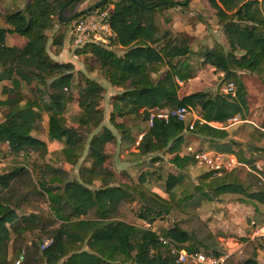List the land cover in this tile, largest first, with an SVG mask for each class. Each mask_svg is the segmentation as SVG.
I'll list each match as a JSON object with an SVG mask.
<instances>
[{"label": "trees", "instance_id": "trees-1", "mask_svg": "<svg viewBox=\"0 0 264 264\" xmlns=\"http://www.w3.org/2000/svg\"><path fill=\"white\" fill-rule=\"evenodd\" d=\"M11 1H24V8L0 12V83L9 85L0 88V110L4 112L0 143L6 145L13 165L0 173V264H176L158 235L188 252L226 256L223 264H263L259 257L264 255V248L250 239L251 226L249 237L235 240L238 248L227 255L224 244L198 216L177 209L170 200L144 187L147 177H152L153 186L169 196L182 184L185 169L193 164L189 155H180L188 133L202 140L224 141L239 163L221 177H212L211 172L199 176L200 183L192 187L194 193L218 202L236 196L244 204H264L263 126L254 128L246 145H240L232 141L233 126L218 129L209 125L226 123L234 117L244 120L248 99L239 76L247 73L264 78V14L258 1L207 0L227 48L195 52L192 37L169 30L172 16L166 12L182 3L98 0L86 11L113 5L108 17L114 34L111 44L123 51L120 54L94 44L74 48L73 54L81 58L85 73L76 71L71 63L51 60L46 35L56 23H71L84 16V11H73L85 0ZM9 37L17 41L8 44ZM51 43L59 51L63 37L53 36ZM192 56L222 73L225 83L233 82L236 96L195 92L179 97L175 78L191 79ZM163 68L162 75L156 76ZM95 71L120 90L112 97L109 115V123L119 133V154L134 151L142 158L150 157L152 165L158 164L152 173H141L136 182L113 168L117 144L113 132L103 128L93 134L103 121L105 93L89 77ZM70 100L77 105L73 127L67 126L65 118ZM179 107H189L197 117L191 130L175 119L168 123L155 119L152 127L148 126L150 109ZM44 116L48 142L32 136ZM143 124L146 131L133 134ZM142 133V140L135 146ZM49 142L64 143L65 159L70 165L85 152L88 165L79 166L77 179L70 178L66 170L45 165L39 180L34 181L24 164L26 150L38 151L42 160ZM165 164L176 172L168 171ZM241 167L248 170L244 179L237 174ZM191 196L186 195L184 200ZM125 200L138 201V220L149 225L169 220L170 227H160L157 232L139 230L115 219ZM42 204H47L53 216L51 222L37 219L35 213L40 212ZM137 234L139 239L134 243ZM45 240L52 242L42 250Z\"/></svg>", "mask_w": 264, "mask_h": 264}, {"label": "rangeland", "instance_id": "rangeland-1", "mask_svg": "<svg viewBox=\"0 0 264 264\" xmlns=\"http://www.w3.org/2000/svg\"><path fill=\"white\" fill-rule=\"evenodd\" d=\"M98 0H85L81 5L77 6V9L84 10L89 9L93 4H95ZM112 1V0H111ZM116 1V0H114ZM113 2V1H112ZM17 3H22L24 7V1H18ZM10 5L8 4V7ZM11 11H17L18 9L10 8ZM70 13H66L65 16H69ZM58 24V23H56ZM60 24V23H59ZM70 27V23H67V27ZM65 28V26L63 27ZM60 30V29H59ZM59 30L55 31L52 35H50L47 44L48 52H52L51 43L53 40V36L59 35ZM50 31V30H49ZM52 33V32H50ZM194 42V41H193ZM197 43V42H196ZM195 45L192 44L191 48L195 52H199L205 49L203 44ZM222 47V46H221ZM226 44L224 45V48ZM73 50L66 52L65 57H63V62L73 61L77 67H82L83 63L81 58L73 57ZM118 53V49L116 50ZM77 59V60H75ZM189 70L191 72V79L183 83L182 86H179L178 95L179 97L186 96L191 93L195 92H205L212 96L221 95L225 97V95L221 92V87L224 85L225 81L223 78L222 73L215 71L210 66H205L202 62L197 59L196 56H192L189 60ZM165 71L163 68L160 72L156 74V76L162 75ZM99 72V71H98ZM99 75L100 72H99ZM153 75V77H156ZM240 81L243 83L247 99H248V112L244 118L241 120L237 118V122L229 123L228 121L224 123L226 128L233 126L231 128L232 132V141L240 144L246 145L247 139L252 134L254 128L262 127L264 128V78L263 80L258 78L256 75H251L247 73H242L239 76ZM104 98L102 102L103 112V121L100 127L94 131L93 134H99L103 128L110 127L111 131L115 133V136L119 137V133L113 128V126L109 123V115L110 109L108 107V102L112 101V97L108 96L106 90L104 89ZM120 93V91L118 92ZM77 113V105L74 100H70L68 102L66 111H65V118L67 120V126L73 127L75 123L73 122V118ZM3 109L0 110V121L3 119ZM194 115V114H193ZM196 117V116H195ZM197 118V117H196ZM193 120L192 115L190 114L187 117L186 123L189 124ZM42 120L36 125L35 131L32 132V136L43 139L44 130L42 129ZM146 125H141L138 129L133 131L140 132L146 131ZM82 133V132H81ZM80 136V135H78ZM90 137V136H89ZM50 144V143H49ZM65 145L62 143L61 146L54 145V147L48 148V151L43 155L42 160L40 159L39 153L36 150H26V161L25 165L30 170L34 181L39 180L40 170L45 165H49L55 168L63 169L69 172L70 178L77 179L78 177V168L82 165H88L84 161L85 152H83L82 158H80L76 164L70 165L66 162V154L64 155V147ZM136 155L135 153H129L130 155ZM147 164V162H146ZM144 165V164H143ZM13 166L9 160L6 145L0 143V173L7 171ZM150 168V167H148ZM165 168L168 171L176 172L174 168L169 167L165 164ZM153 170H145L144 168L140 169V171L136 174L133 178L134 182L137 181L138 176L143 173H152ZM238 171V176L240 179H244L248 170L244 167H241ZM125 172V171H122ZM126 173V172H125ZM184 180L181 185L176 187L172 193L168 196L161 191L159 195L164 197L167 200H170L171 204H173L177 209L182 210L184 212L196 215L200 218L201 214L205 217L201 219L208 228L215 234V237L218 238L219 236L222 239L219 240L220 243L222 242L224 246L230 250L233 246L231 243H236V241H240L241 238L247 239L250 235V224L251 222H256L258 225L264 224V204H245L240 202V199L236 196H226L225 199L221 201H215L213 199H205L202 196L198 195L197 193L193 192L192 187L200 182H198L199 176L206 173V169L200 168L195 166L194 164L190 165L185 169L184 172ZM149 177L147 182L144 184L146 189L148 188H155L153 186V179ZM186 195H192L188 200H184ZM139 203L138 201L131 202L129 200H125L119 207L117 215L114 216L117 220L125 221L129 224L135 225L139 230H146L142 223L137 219L136 214L139 210ZM40 212L35 213L38 220L41 223H48L47 221L51 222L53 216L50 214L47 204H42L40 206ZM27 214H31L30 211L26 210ZM55 226L59 225V222H55ZM143 227V228H141ZM160 227H170L169 220L165 221L164 223L156 221L152 228L157 232L158 228ZM28 236V234H26ZM139 239V235H134L133 242H137ZM253 242L260 245L264 248V242L259 239H253ZM238 246L234 249L230 250V252H234ZM11 249V245L9 244V250ZM10 252V251H9ZM11 253V252H10ZM10 255V254H9ZM261 262L263 261L264 264V257H261Z\"/></svg>", "mask_w": 264, "mask_h": 264}, {"label": "crops", "instance_id": "crops-1", "mask_svg": "<svg viewBox=\"0 0 264 264\" xmlns=\"http://www.w3.org/2000/svg\"><path fill=\"white\" fill-rule=\"evenodd\" d=\"M112 1L115 2L114 0H112ZM173 1L182 3V5L177 7V8L170 9L166 12L172 16V25L170 26V29H169L172 33H174V34H181V33L187 34L194 39L193 43L195 45H197V44H199V42H201L200 44H203L205 46V49H209V50L216 49L219 46H222L224 48L225 44H226V47L224 49L227 48V42H226L225 38L223 37L221 28L219 27L217 20H216V17H215V11L210 7L207 0H173ZM257 1H258L259 7H260L262 13L264 14V0H257ZM8 4L10 5V8H14V9H18V10H22L24 8L22 3H17V2L13 3L11 0H2L0 2V12L4 9H8V8H6V7H8ZM112 6L113 5H111L110 8H112ZM80 11L85 12L86 9L80 10V9H77V7H76L73 12L77 13ZM67 23H69V22L67 21L63 24H61V23L55 24V26L50 31L46 32V35L49 38L50 35H52L55 31H58L60 29L59 35H61L63 37V45L59 51H56V48L52 45L51 42L50 43H51L52 52H48V48H47V52L49 54L50 59L53 61H56V62H63L62 60H63V57H65L66 52L71 50V47L69 45V34H70L69 29H70V27H69V25L67 27ZM0 26H1V24H0ZM64 26H65V28H63ZM50 32H52V33H50ZM16 41L17 40L10 38V37L7 40L8 44H12ZM48 41H50V39ZM19 42L23 43V40H19ZM73 57L75 58L74 54H73ZM75 60H77V59H75ZM63 63H71L74 66V69L76 71H81V72L85 73L84 66L77 67L73 61L63 62ZM100 74L101 75H99L98 71H95L89 77L96 80L103 87V89L106 90V93L108 96L113 97L120 90L111 87L110 84L104 79L101 72H100ZM187 81H189V80H187ZM184 82H186V81H182V85ZM1 86H8L9 87V85H7L6 82L0 83V88H1ZM108 107H109L110 112H111V101H110V103L108 102ZM191 115L193 118V120L191 122H193L196 119V117L193 114H191ZM46 122H47V117L44 116L43 122H42V129L44 130L43 131L44 132L43 139H45V140H43V141L48 142V138H47V134H46ZM216 124H218V123L215 122V125ZM105 127L110 129V127H107V126H105ZM113 134L115 135L114 132H113ZM116 139H117V144H116V148H115L116 154H115V157L113 158V168L115 169V171L117 173L121 172V171H125L131 178H134L136 176V174L140 171V169L144 168L145 170H147V169L148 170H150V169L155 170V168L158 166V164H153V165L151 164L150 157L142 158V157L138 156L137 154L136 155L133 154V155L129 156V153L119 154V143H120L119 139L120 138L117 136ZM184 139H185V141H184L183 147L181 148V151H180L181 156L187 155L186 147H190L193 150L208 148L210 150H213L215 152H220V153H227V152H230L232 150V148L230 146H228L224 141H222V142H211V141L196 138V137H194L188 133L184 136ZM49 143H50L49 146L51 148L54 147V145L56 146V145L60 144V146H61V144H62V142H49ZM131 153H134V151H132ZM146 162H147V164H146ZM67 164H69V163H67ZM148 167H150V168H148ZM148 178H149V176L147 177V179ZM210 179H212V178H210ZM148 190L153 192V193L159 194V192L157 191L156 188H148ZM204 217L205 216L203 214H201L200 218L204 219ZM139 221L144 226V222L141 220H139ZM141 228H143V227H141ZM250 232H251V230H250ZM219 240L222 241L220 236H219ZM231 244L235 247L238 246L237 242L231 243ZM235 247H231V248L234 249ZM232 249H230V250H232ZM260 254H262V253H260ZM263 256L260 255V257H259L260 261L262 259L261 257H263ZM262 263H263V261H262Z\"/></svg>", "mask_w": 264, "mask_h": 264}, {"label": "built area", "instance_id": "built-area-1", "mask_svg": "<svg viewBox=\"0 0 264 264\" xmlns=\"http://www.w3.org/2000/svg\"><path fill=\"white\" fill-rule=\"evenodd\" d=\"M111 8L107 9H95L91 12L86 11L84 16L77 17L70 23V34H69V45L71 48H80L87 44H94L118 53H122L123 49L111 44L114 39V34L109 24V12ZM175 82L181 86L182 81L175 78ZM221 92L225 97L234 98L236 96V86L233 82L224 83L221 87ZM192 114L189 107H179L175 109L166 108H152L149 110L148 126L152 127L153 121L159 119L168 123L171 119H175L178 122L186 124L187 129L191 130L192 125L195 120L186 123L187 117ZM229 123L237 122V118H231L227 120ZM201 124H206V122L201 121ZM210 126L223 129L226 128L224 123L215 122L209 123ZM143 133L138 135L136 138L135 146H137L142 140ZM187 155H189L193 164L197 167L206 169V172H211L212 177H221L226 173L231 172L236 167L239 166L236 155L230 151L227 153H220L210 150L208 148L203 149H191L186 147ZM257 168L261 170V167L257 165ZM250 226L253 228L251 232L250 239H262L264 242V225L256 226L255 222H251ZM144 227L146 230L155 231L152 225L144 222ZM159 241L167 245V254L175 259L176 264H223L226 256H221L218 258L207 256L201 252H188L183 248H179L167 240L159 236ZM51 240L43 241L41 249H45L51 244ZM227 249V248H226ZM231 252L227 249V255ZM18 264V263H16Z\"/></svg>", "mask_w": 264, "mask_h": 264}, {"label": "water", "instance_id": "water-1", "mask_svg": "<svg viewBox=\"0 0 264 264\" xmlns=\"http://www.w3.org/2000/svg\"><path fill=\"white\" fill-rule=\"evenodd\" d=\"M86 12V11H85Z\"/></svg>", "mask_w": 264, "mask_h": 264}]
</instances>
